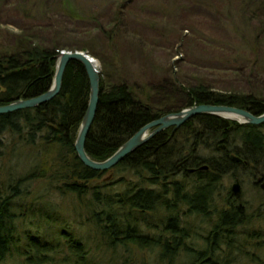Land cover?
Here are the masks:
<instances>
[{
  "label": "trees",
  "instance_id": "16d2710c",
  "mask_svg": "<svg viewBox=\"0 0 264 264\" xmlns=\"http://www.w3.org/2000/svg\"><path fill=\"white\" fill-rule=\"evenodd\" d=\"M251 1V14L264 15V0ZM55 9L78 21L85 16L74 0H57ZM263 18H254L246 43L250 52L257 53L254 63L264 54ZM8 44L9 49L0 50V106L49 91L62 50L97 57L84 45L44 44L31 35ZM63 75L61 90L50 102L0 115V264L91 261L84 237L63 230L68 222L50 201L56 195L78 205L77 209L73 205L77 216L85 215L92 226L88 233L100 239L97 247L113 259L122 258L119 249H123L129 254L149 251L156 256L155 264H239L243 252L238 236L254 241L261 236L238 230L252 218L264 222V214L260 209L249 217L250 209L232 197L222 182L242 168L250 175L264 176V125L238 126L196 116L177 130L156 135L110 172L98 173L84 168L74 150L89 100L87 74L73 63ZM171 83V93L154 106L147 93L138 98L124 83H105L100 75L96 118L84 147L87 157L97 163L106 161L142 127L184 107L222 106L256 117L264 114L261 93H222L203 85L182 90L177 82ZM176 96L183 99L181 109L175 107ZM222 145L228 152L218 150ZM230 154L240 163L229 161ZM201 167L207 171H199ZM112 172H120L122 178L116 184L100 185V179ZM133 172L136 182L124 178L123 174ZM36 181L39 185L34 187ZM189 219L207 226L201 240L193 236L196 224ZM41 224L49 229L41 232ZM61 238L64 241L58 245ZM98 248L95 252L102 258ZM128 259L123 258L124 263Z\"/></svg>",
  "mask_w": 264,
  "mask_h": 264
},
{
  "label": "rangeland",
  "instance_id": "374dc122",
  "mask_svg": "<svg viewBox=\"0 0 264 264\" xmlns=\"http://www.w3.org/2000/svg\"><path fill=\"white\" fill-rule=\"evenodd\" d=\"M74 1L84 11L81 21L68 17L65 10H56L57 0H0V50L9 49L10 40L30 35L38 42L53 41L60 47L84 45L97 56L92 58L98 62L105 83H124L138 98L141 92L147 93L154 106L160 105L164 94L171 93L174 81L182 90L203 85L222 93L264 95V54L254 63L257 53L250 52L246 45L254 18L264 17L263 13L251 14V0ZM176 98L175 107L181 109L183 99ZM207 155L218 156L211 152ZM123 175L126 180L137 181L134 172L132 176ZM121 176L120 172L109 173L100 179V185L116 184ZM235 180L240 186L239 202L250 209L248 216L260 209L264 214V195L253 186L252 176L231 173L222 182L224 189L230 192ZM33 185L39 184L36 181ZM50 199L58 216L68 222L63 230L84 237L82 241L91 251L88 257L92 258L87 264H123L126 257L129 259L124 264H155L156 256L146 250L129 254L118 248L120 259L105 255L103 248L97 247L100 239L88 233L92 226L86 222L87 217L77 216L78 205L71 198L59 199L56 195ZM253 220L238 232L256 233L261 239L238 236L237 245L243 252L239 264H264V222ZM187 221L196 224L192 225L193 236L197 234L200 240L206 236L205 224ZM40 228L41 232L49 229L43 224ZM63 241L61 238L58 245ZM95 248L101 250L102 258Z\"/></svg>",
  "mask_w": 264,
  "mask_h": 264
},
{
  "label": "water",
  "instance_id": "95a60500",
  "mask_svg": "<svg viewBox=\"0 0 264 264\" xmlns=\"http://www.w3.org/2000/svg\"><path fill=\"white\" fill-rule=\"evenodd\" d=\"M73 63H77L83 68L84 73L87 74L89 84V100L87 103L86 112L79 125V130L74 144L76 158L87 170L98 173L110 172L111 169L121 164V162L124 161L126 157L132 155V153L142 148L143 145L151 141L156 135L161 134L163 131L169 129H172L173 131L177 130L183 127L187 121L195 118L196 116L208 115L214 118H220L227 122H234L238 124V126L260 127L264 124V114L256 117L242 110H236L230 107L226 108L222 106L214 107L206 105L188 107L177 113L163 116V118L152 121V123L142 127L141 130L131 136V139L123 143L121 147L110 156V158L106 159V161L97 163L87 157L84 147L87 140L86 138L96 118L95 115L98 108L97 105L100 96V73L98 71L99 66L98 62L94 61V59L87 52L78 51H73V53L65 51L60 52L54 63V76L51 84L52 87L49 91L42 94V96L32 98V100H21L12 102L7 106H0V115H10V113L21 110L36 108L53 100V98H55V96H57L61 90V83L64 76L63 74L66 68L68 65ZM221 148L223 150L224 146H221ZM229 160L234 163L240 162V160L234 155H231ZM199 171H207V167H201L199 168ZM194 172L195 171L193 170L189 171L190 174ZM260 189L264 192V182L261 183ZM230 192L233 196H238L240 194V186L238 181H235L231 186Z\"/></svg>",
  "mask_w": 264,
  "mask_h": 264
},
{
  "label": "flooded vegetation",
  "instance_id": "af4514ba",
  "mask_svg": "<svg viewBox=\"0 0 264 264\" xmlns=\"http://www.w3.org/2000/svg\"><path fill=\"white\" fill-rule=\"evenodd\" d=\"M264 125V124H263ZM261 127V126H260ZM257 128H259V127H257ZM222 146H224V149L222 150V148H221V146H219V148H218V150L219 151H221V152H228V150H227V147L225 146V145H222ZM231 155H234V154H230V156ZM230 156H229V158H230ZM235 156V155H234ZM230 161V160H229ZM233 164H239V163H234V162H232ZM241 173H245L244 172V169L242 168V172ZM246 173H248V172H246ZM249 174V173H248ZM250 175V174H249ZM251 176H252V184H253V186H255V187H257L261 192H262V194L264 195V192L260 189V186H261V183H263L264 182V176L263 177H256L255 175H253V174H251ZM257 179V180H256ZM235 181H238V180H235ZM234 181V182H235ZM238 184H239V181H238ZM240 195V194H239ZM238 195V196H239ZM238 196H233L232 195V197H234V198H237V199H239V197Z\"/></svg>",
  "mask_w": 264,
  "mask_h": 264
},
{
  "label": "bare ground",
  "instance_id": "6f19581e",
  "mask_svg": "<svg viewBox=\"0 0 264 264\" xmlns=\"http://www.w3.org/2000/svg\"><path fill=\"white\" fill-rule=\"evenodd\" d=\"M257 180V179H256Z\"/></svg>",
  "mask_w": 264,
  "mask_h": 264
}]
</instances>
